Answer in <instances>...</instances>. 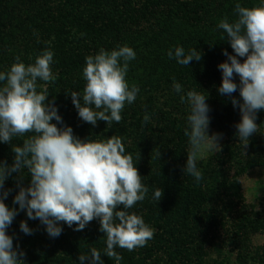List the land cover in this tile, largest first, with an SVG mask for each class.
<instances>
[{
  "label": "trees",
  "instance_id": "obj_1",
  "mask_svg": "<svg viewBox=\"0 0 264 264\" xmlns=\"http://www.w3.org/2000/svg\"><path fill=\"white\" fill-rule=\"evenodd\" d=\"M260 2L0 0V71H8L17 56L30 64L44 50H51V67L57 78L46 85L47 100L54 103L63 121L52 123L71 127L81 140L121 137L126 154L133 155L142 182L149 189L146 198L128 211L142 216L155 229L154 237L131 252L117 248L123 257L120 264H210L211 253H223V247L228 246L241 262L264 264V246L253 241L264 232V210L247 202L241 180L264 167V110L257 112L258 133L244 147L235 128L241 119L239 108L231 103L233 97L242 103L239 91L231 97L218 92L222 82L218 65L227 60L223 52H234L226 33L217 27L225 17L229 22L235 20L236 3L251 7ZM124 45L136 52L126 76L130 86L136 84L140 89L136 100L125 105L119 124L108 126L98 120L93 126L82 121L70 92L83 90L85 57L101 48L111 51ZM177 46L186 53L195 48L202 53L201 60H193L188 66L178 64L167 55ZM238 59L243 62L244 58ZM174 81L181 85V93L174 90ZM234 82L239 84L238 76ZM43 84L38 80V85ZM192 90L207 97L209 128L226 137L220 152L197 161L204 177L199 183L183 171L190 147L184 135L190 108L181 103L180 96L186 97ZM145 114L150 117L147 123ZM24 138L0 142V163L12 165V146H22ZM30 182L25 168L23 176H8L3 189L11 190L4 203L18 212L7 234L17 251L25 253L20 257L24 264H81L79 255H90L93 247L101 251L103 264H115L103 254L106 237L99 230L98 219L82 231H74L75 224L70 228L61 222L63 231L57 238L49 237L39 219H29L26 210L14 203V197L20 186L26 188ZM157 188L163 190L158 202L152 198ZM21 221L33 230L31 235L20 230Z\"/></svg>",
  "mask_w": 264,
  "mask_h": 264
},
{
  "label": "clouds",
  "instance_id": "obj_2",
  "mask_svg": "<svg viewBox=\"0 0 264 264\" xmlns=\"http://www.w3.org/2000/svg\"><path fill=\"white\" fill-rule=\"evenodd\" d=\"M234 14L233 22L225 17L217 25L226 33L234 52H223L227 60L218 65L222 72L218 92L231 97L239 91L242 103L234 97L231 103L241 115L235 125L236 135L247 147L249 138L258 133L257 112L264 110V0L251 7L236 3ZM53 55L46 49L30 64L17 56L8 71H0V142L26 137L22 146H12V165L0 163V264H24L20 257L25 253L17 251L13 238L7 234L18 212L4 203L11 190L3 189L8 176H23L25 168L31 182L26 188L20 186L14 197L19 209L26 210L29 219H39L51 238L62 234L61 222L70 228L75 224L73 230L82 231L98 219L99 230L106 237L103 254L120 264L123 257L117 248L131 252L146 246L154 237L155 229L142 216L128 211L146 198L149 189L142 182L133 155L126 154L121 137L81 140L71 127L52 123H63L54 103L47 100L46 85L57 78L51 67ZM167 55L184 66L202 58L195 48L186 53L181 46L175 47L174 52L169 50ZM238 57L244 58L243 62ZM135 58L136 52L127 45L111 51L101 48L97 54L85 57L82 75L86 83L82 92H70L82 121L93 126L98 120L108 126L122 121L125 105L132 104L140 91L126 79L129 62ZM235 76L239 77V84L234 82ZM38 80L44 84L38 85ZM173 87L177 93L182 92L179 83L174 81ZM206 98L195 90L188 91L186 97L180 96L181 103L186 102L190 108L184 131L190 147L183 171L198 183L204 177L197 161L207 153L222 150V134L208 133L210 109ZM143 119L147 123L150 117L145 114ZM162 195L163 190L157 188L152 198L158 202ZM121 206L122 210H118ZM20 230L27 235L33 232L25 221H21ZM78 259L81 264L86 260L89 264H103L101 251L94 247L90 255L80 254Z\"/></svg>",
  "mask_w": 264,
  "mask_h": 264
},
{
  "label": "rangeland",
  "instance_id": "obj_3",
  "mask_svg": "<svg viewBox=\"0 0 264 264\" xmlns=\"http://www.w3.org/2000/svg\"><path fill=\"white\" fill-rule=\"evenodd\" d=\"M208 133L209 135H212L216 132L213 129L208 128ZM225 139L226 137L222 136L219 143L222 144ZM215 154L216 153H207L203 159ZM241 180L247 202L264 210V167L251 171L249 174L243 176ZM253 241L257 246H264V232L256 235ZM223 248V253H215V251L211 253L212 258L210 264H214L212 261H216V264H256L254 260H250L248 263H245L244 261L241 262L237 253L232 252L233 248H230L229 246Z\"/></svg>",
  "mask_w": 264,
  "mask_h": 264
}]
</instances>
